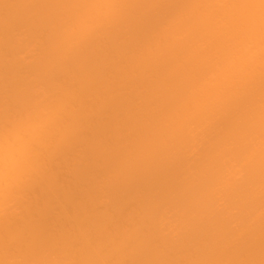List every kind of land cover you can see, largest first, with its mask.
<instances>
[{
    "label": "bare ground",
    "instance_id": "obj_1",
    "mask_svg": "<svg viewBox=\"0 0 264 264\" xmlns=\"http://www.w3.org/2000/svg\"><path fill=\"white\" fill-rule=\"evenodd\" d=\"M88 153L114 163L77 165L108 174L79 203L60 179ZM0 264H264L259 8L0 0Z\"/></svg>",
    "mask_w": 264,
    "mask_h": 264
},
{
    "label": "rangeland",
    "instance_id": "obj_2",
    "mask_svg": "<svg viewBox=\"0 0 264 264\" xmlns=\"http://www.w3.org/2000/svg\"><path fill=\"white\" fill-rule=\"evenodd\" d=\"M149 12H150V11H149ZM152 12H153V11H152ZM150 13H151V12H150ZM150 13L147 14V16H149L148 18H147V16H145L147 19L144 18V19H145V20H144L145 22L142 21V23H144V24L147 23L146 20L148 21V19H150V15L152 16V15H154V13H156V12H153L152 14H150ZM157 13L160 15L159 12H157ZM149 14H150V15H149ZM158 14H157V16H158ZM140 23H141V22H140ZM140 23H139V25H140ZM142 23H141V24H142ZM139 25H138V26H139ZM140 26H141V25H140ZM140 26H139V27H140ZM142 26H143V24H142ZM142 26H141V27H142ZM144 26H146V25H144ZM144 26H143V27H144ZM145 28H146V27H145ZM145 28H144V30H145ZM142 29H143V28H142ZM142 29H141V30H142ZM122 96L124 97V98L122 97L124 100H125V98H127L124 94H122ZM118 98L121 99V97H118ZM118 98H117V99H118ZM120 99H118V100H120ZM118 100H117V101H118ZM122 101H123V100L121 99V102H122ZM115 102H116V101L114 100V103H113L112 105L116 106V105L119 104V102H118L117 104H116ZM124 102H125V101H124ZM115 104H116V105H115ZM112 105H111V106H112ZM121 105H123V103H120V105H118V107H120V109H123L124 106L122 107ZM114 106L111 108L113 113L115 112V111H114V109H115ZM121 107H122V108H121ZM116 109H117V108H116ZM118 110H119V109H118ZM118 110H117V111H118ZM115 113H116V112H115ZM111 115H112V117L114 116L113 114H111ZM112 117H111V118H112ZM107 118H108V116H106L105 118L103 117V119L100 118V119L98 120V122H101V121H102L103 124L106 123V125H104V126H106V130H107V128H109V127H108V126H109L108 124H110V125L114 124L112 120H111L112 123L110 122V119H111V118H109V120H108L109 122H108V121H105V120H107ZM113 119H114V117H113ZM104 121H105V122H104ZM98 122H97V123H98ZM107 122H108V123H107ZM114 122H115V121H114ZM221 123H222V122H221ZM98 124H99V126H97ZM98 124H96V127H97V128L100 127V123H98ZM101 124H102V123H101ZM218 124H220V123H218ZM102 126H103V125H101V127H100V129H99L98 131H100V130H102L103 128H105L104 126H103V127H102ZM110 127H111V126H110ZM216 128H217V127H216ZM94 132H97V129H96ZM104 132H105V131H104ZM104 132H103V131H100V133H99V132H98V133H99L100 135H101V134L103 135ZM93 134H94V135H91L92 137L90 136L91 139H93V137H95V134H96V133H93ZM99 134H98V135H99ZM112 134L114 135L115 133L113 132ZM112 134H111L110 138L113 136ZM100 135H99V136H100ZM96 136H97V135H96ZM99 136H97L96 138H94V139H97L96 142L99 141V140H100V141L102 140V138H100ZM115 136H116V135H114L113 138H115ZM98 137H99V138H98ZM101 137H102V136H101ZM118 137H119V135H118ZM110 138H109V143H110ZM91 139L89 138L88 141H89V142H93V143H91L92 146H91V144L88 142L89 144H87V148H89V145H90V149H93V148L96 149V147H98V145H99V144H98V145H96V144L99 143L100 141L96 143L94 140H91ZM118 139H119V138H118ZM114 140H115V139H113V141H114ZM111 142H112V141H111ZM114 142H115V141H114ZM94 143H96V144H94ZM121 143H122V142H121ZM121 143H120V145H119V143H117L119 147H122V146H121ZM111 144H113V143H111ZM111 144H109V145L111 146V147L109 146V150H111V148H112L113 152H115V150H114L113 148L117 147V149H118V146H115V147H114V146L111 145ZM93 145H95V146H93ZM82 146H83V145H82ZM112 146H113V147H112ZM91 147H92V148H91ZM81 148H82V147H81ZM81 148H80V149H81ZM83 148L86 149V146L84 145ZM83 148H82V149H83ZM106 148L108 149V143L106 144ZM76 149H78V148H76ZM76 149H74V153H77V151H75ZM95 149H94V150H95ZM117 149H116V152H117ZM94 150H91V151L93 152V153H91V154L94 155V156L96 155V157H98V155H99L100 152L97 151V150H95V152L97 151V154H95ZM112 150H111V152H112ZM91 151H90V152H91ZM98 152H99V153H98ZM107 153H108V152H107ZM91 154H90V153H88V155L86 154L88 157L84 156V159H82L83 161H82V160L80 161V164L78 163V161H76L77 163H71V166H72V167H71V166L68 167V166L66 165L65 168H67V170L64 171V172L69 176V172H70L71 169H72V171L70 172V176L72 175V172H73V176H71V177L68 178L67 175L63 174V175H65V176H64V177L61 176V177H63V178L60 179V180H62L63 182L67 180V181H66V184L64 183L65 186H63V185H64L63 182L60 181V185H59V187L62 186L61 188L63 189V192H62V190H61L60 188H59V189H60L59 191L62 193V195H63V193H64L66 190H69V189H70V191L72 190L71 193L74 192V193H72V198H73L74 200H77V199H78L79 203H83V202H85V200H86V199H87V198L93 193V191L95 190V189H94V190L91 192V190L93 189V187H91L92 189L89 188L92 184H94V182L92 183L91 181H89V179H90L92 176H94V177H92L91 180H93V179L96 180V178H97V180L95 181V182H96V183H95V184H96L95 187H96V186H97V181L100 179L101 174H102L103 177H105V176L108 175V174H106V175L103 174L104 169L102 170V172H101V171L99 172L98 170H97V171H94V170H95L96 168L100 170V169H101V168H100L101 165H99V164L102 163V162H103V164H102V168H103V165H104V164L106 165V163L108 162V161H106V159H107L106 157H107L108 155H110L111 153H109V154L106 155V156H103V158H105L103 161H102V159H101L102 157H101V158H98L99 160H96L97 158H95V160H96L97 162H99L100 159H101L100 163H99V164L96 163V165L94 164V162H96L95 160H94V162L91 161V159H92ZM104 155H105V154H104ZM115 155H116V154H115ZM115 155H114V156H115ZM110 156L112 157L113 155L111 154ZM89 157H91L90 160H89ZM108 157H109V156H108ZM111 157L109 158V159H110V160H109V163H110V164L107 163V164H109V166H110V165L112 164V162L114 161V160H113L112 162H110V161L112 160ZM86 159H87V160H86ZM171 159L173 160V158H170V160H171ZM92 160H93V159H92ZM166 160H167V159H166ZM90 161L93 162V164L95 165V167H96L97 165H98L99 167H98V166H97L96 168L94 167V168H95V169L93 170L94 172H92V171H91V169H93V166H92V167L90 168V170H87V171H89V172H87L88 174L86 173V170L84 171V169L80 168L81 170L84 171L85 176H84V174L81 175V174L83 173V171L80 172V170H79V172H80L81 174L78 175V174H79V173L77 172V171H78L77 169H79L78 166H80V167H84V164H85L84 162H86V167L88 168V166H90V164L93 165ZM104 161H105L106 163H105ZM82 162H83L84 164H82ZM88 162H90V163H88ZM113 163H114V162H113ZM74 164H75V165H74ZM81 164H82V166H81ZM73 165H74V166H73ZM77 165H78V166H77ZM87 165H88V166H87ZM105 165H104V166H105ZM169 165H170V164L166 165V167L168 166V168H169L170 170H164V172H162V173L159 175L160 177L158 176V177L156 178L157 180H159V179H161V178L163 179V176L166 175V176H165V177H167L166 181H167V180H168V181H167V182L164 181L165 179H163V181H164V184L167 183L166 185H167V189H168V190H170V188L173 189V187H171L170 184H173V186L175 185L174 183H170L171 181H174V180H173L174 178L172 179V176H173L172 173H173L174 171H173L172 173H170V172L167 173V172H166V171H172V170H173L172 166H171V165L169 166ZM76 166H77L78 168H76ZM111 166H112V165H111ZM86 167H84V168L86 169ZM155 167H156V166H155ZM163 167H164V166H163ZM170 167H171L172 169H171ZM65 168H64V169H65ZM68 168H70V170H69ZM73 168H76V169H73ZM108 168H109V169H110V168L112 169V167H107V169H108ZM107 169H105V170H107ZM150 169H151V167L148 168V169H145V170H150ZM156 169H157V168H155V171H156ZM159 169H160V168H159ZM163 169H166V168H161L160 170L163 171ZM145 170H142L144 173H142V172L140 171V172L142 173V175H145V174H146ZM75 171H76V174L78 173V174H77L78 179L80 178V176H82V177H83V176L86 177L87 175H89V177H88L89 179H86V178H85V182H76V181H81L82 178L78 180V179L75 177V175H74V174H75ZM108 171H109V170H108ZM108 171H107V173H108ZM152 171H154V167H153V166H152V170H151V172H152ZM155 171H154V173H155ZM161 171H159V173H160ZM147 172H148V171H147ZM165 172H166V173H165ZM62 173H63V172H62ZM62 173H61V174H62ZM89 173H90V174L92 173V175L90 176ZM93 173H94V174H93ZM141 173H140V175H136L137 177H136L135 175H132V176H133V177L131 176L132 180H133L134 178H135V179L137 178V180L139 181L138 176H141V177L143 178V181L146 182V185L149 184L148 186H150V185L153 186V184H156V185L153 186V187H154V190L156 189L155 186L159 187V185H157V184H159V182H160V187H164V188L166 189V186H164L163 184H161V183H163L162 180H160L159 182H157V181L154 182V181L156 180L155 178H154L155 180L153 179V181H152V180H149V179H152L153 176L156 177V175L158 174V170H157V172H156V173H157L156 175H154L153 172H152V174H153L152 177H150L152 174H151L150 171H149L150 176H149V173L147 174L148 177H150L149 179L147 178L148 181H147L146 178H145L146 180H144V176H142ZM163 173H165V174L162 176ZM174 173H175V172H174ZM86 174H87V175H86ZM138 174H139V173H138ZM167 174H168V175H167ZM96 175L99 176V179H98V176H96ZM147 175H146L145 177H147ZM177 175H178V172H177ZM177 175L175 174V176H173V177L176 178ZM66 176H67V177H66ZM65 177H66V178H65ZM73 177H74V178H73ZM84 177H83V178H84ZM141 177H139L140 180H142ZM71 178H73L74 180H73V179L71 180ZM101 178H102V177H101ZM131 178H129V179L131 180ZM169 178H170V179H169ZM75 180H76V181H75ZM86 180H88L90 183H88ZM130 180H129V181L127 180V181L124 183V185H123V184H122V185L125 186L126 183L128 182V185H130V187H131L132 184H134V183L137 181V180H135L133 183H131L132 180H131V182H130ZM170 180H171V181H170ZM70 181H71V183H70V185H68V184H69L68 182H70ZM93 181H94V180H93ZM149 181H150L151 184H150V183H147V182H149ZM151 181L153 182V184H152ZM73 182H74V183L76 182V183H75L76 185H77L78 183H80L81 185H79V186L77 185V187H74L75 185L73 184ZM86 182H87L88 184H90V185L88 186V188L90 189L89 192H91V194H90L89 196H88V194H89L88 192H87L88 194H85L86 190L88 189V188H87V185H88V184L86 185ZM140 182H141V181H140ZM129 183H131V184H129ZM169 183H170V184H169ZM135 184H136V183H135ZM137 184H138V186H139L140 184H142V185L144 184V185H143V186H144V187H143V188H144V191H141V190H143L141 185H140L139 187H138V186L135 187V185H134L136 191H139V192H142V193H143V192H145L146 189H148V188L145 186V183H143V182H141V183L138 182ZM168 184L170 185V187L168 186ZM72 185H74V186H72ZM83 185H85V186H83ZM122 185H121V187L124 188ZM128 185H127V187H128ZM161 185H163V186H161ZM67 186H69V187H67ZM81 186H82V187H81ZM92 186H94V185H92ZM106 186H107V187H106ZM109 186L112 187V185H110L109 183H107V185H105V187H104V189H105L104 192L106 193V192L108 191L107 194H109V192H111L110 189L113 188V187H112V188H110L109 190H107ZM152 186H151V187H152ZM64 187H67V188L64 190ZM78 187H79V188H78ZM95 187H94V188H95ZM121 187H120V188H121ZM130 187H128L129 190L131 189ZM134 187L132 186L133 190L135 191ZM140 187H141V188H140ZM151 187H149V189L147 190V192H148L149 190H150V191H149L150 193L153 191V190L150 189ZM168 187H169V188H168ZM68 188H69V189H68ZM71 188H72V189H71ZM83 188H85V191H80V190H79V189L82 190ZM106 188H107V189H106ZM120 188L118 189V191L115 190L116 192H114V196H112V195H113V192L111 193V194H112V195H111L112 198L116 196L115 193H116L117 195H119L118 193L120 192V191H119ZM125 188H126V187H125ZM137 188H138V190H137ZM145 188H146V189H145ZM164 188H163V189H164ZM75 189H76V190H75ZM140 189H141V190H140ZM152 189H153V188H152ZM165 189H164V190H165ZM122 190H123V189H121V191H122ZM124 190H125V189H124ZM127 190H128V189H127ZM127 190L125 191V192H127V193H126V194L124 193L125 195H123V193H121V196H122L123 198L120 197V199H122V201H125L124 197H125L126 200H127V197L129 198V197L132 195L131 192H133V190L131 189V192H129V190H128V191H127ZM60 192H59V193H60ZM78 192H79V193H78ZM122 192H123V191H122ZM147 192H146V193H143V194H145V195H149V192H148V193H147ZM80 193H83V194H85V195H82V194H80ZM128 193H130V194H128ZM79 194L82 195V196L80 197ZM73 195H74V196H73ZM75 195H76L77 197H75ZM86 195H87V197H85ZM127 195H128V196H127ZM74 197H75V198H74ZM78 197L81 198V199L84 200V201L80 200ZM83 197H85V198L83 199ZM116 197H117V196H116ZM116 197H115V198H116ZM76 198H77V199H76ZM115 198H113V199H115ZM120 199L118 198L117 200L119 201ZM123 199H124V200H123ZM74 200H72V202H74ZM115 200H116V199H115ZM120 202H121V201H120ZM79 203H78V204H79ZM71 204H72V203H71ZM73 204L78 205V204H77V201H76V203H73ZM72 206H73V205H72Z\"/></svg>",
    "mask_w": 264,
    "mask_h": 264
},
{
    "label": "snow or ice",
    "instance_id": "obj_3",
    "mask_svg": "<svg viewBox=\"0 0 264 264\" xmlns=\"http://www.w3.org/2000/svg\"><path fill=\"white\" fill-rule=\"evenodd\" d=\"M222 2H226L229 4H233L239 7H247V8H259V16H260V30L262 39H264V0H222ZM246 23H251V21H245Z\"/></svg>",
    "mask_w": 264,
    "mask_h": 264
}]
</instances>
